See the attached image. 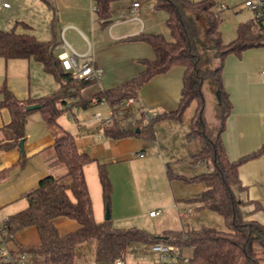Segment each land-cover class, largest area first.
<instances>
[{
	"label": "crops",
	"instance_id": "1",
	"mask_svg": "<svg viewBox=\"0 0 264 264\" xmlns=\"http://www.w3.org/2000/svg\"><path fill=\"white\" fill-rule=\"evenodd\" d=\"M3 1L10 5L4 7L0 3V29H13L18 33L32 32L44 41L54 39L59 43L57 47H53V54L57 58L73 49L102 69L99 78L79 90L78 94L82 98H93L100 91L116 88L131 80L144 70L142 60L154 58V52L146 41L131 40L129 37L147 33L165 36L166 28L168 29L165 22L167 13L154 9L151 2L144 5L140 0H133L139 2L138 18L129 14L133 1L111 2V13L106 22L97 17L92 9V0H82L81 6L76 10L73 8L69 18L58 16L57 31L54 27L56 11L59 13L60 7L69 8L73 0H0ZM262 68L264 45L226 56L221 76L231 109L220 137L230 161L251 155L237 167L239 185L233 186V192L241 201L243 219L264 225ZM183 72L182 65H173L166 72L154 75L140 86L137 98L129 106L135 112L142 111L146 118L175 110L180 98ZM2 84L21 101L48 95L59 87L54 77L43 70L41 63L32 58L0 57V86ZM204 96L205 99L214 97L217 100L214 89L204 92ZM67 100L72 105L60 114L57 122L73 135L79 150L94 159L84 165L83 169L96 221L106 219L96 176L97 163H104L112 185L109 218L114 227H138L160 234L166 230H183L204 225L201 222L203 218L209 217V210L198 208L199 203L188 201L200 193L203 185L184 184L180 180L170 181L166 175L167 165L173 172L188 177L206 169L202 163H192L191 154L198 143L185 138L196 107L195 102L184 111L181 121L162 119L155 122L152 139L138 136L113 139L102 132L101 120L109 117L112 112L107 101L82 107L73 103V97ZM206 107L205 104L204 116L207 115ZM214 118L217 119L216 114ZM9 120L7 108L0 107V128ZM58 136V128L47 125L43 114L34 110L28 115L24 126L22 150L18 146L0 150V222L27 206L25 193L37 187L42 177H57L64 173L62 165L55 162L56 158L50 147ZM153 208L159 210V213L150 215ZM24 231L25 229L18 232L16 239L24 244H32L19 238L21 235L25 237ZM7 246L17 249L11 239ZM141 249L144 254L153 253L145 245ZM185 249L187 248L181 249L179 254L188 259L192 250ZM153 256L152 260H144L138 264L153 263L158 258L155 254ZM167 264L188 263L182 259L170 258Z\"/></svg>",
	"mask_w": 264,
	"mask_h": 264
},
{
	"label": "trees",
	"instance_id": "2",
	"mask_svg": "<svg viewBox=\"0 0 264 264\" xmlns=\"http://www.w3.org/2000/svg\"><path fill=\"white\" fill-rule=\"evenodd\" d=\"M92 1L97 17L106 22L111 13L110 3L120 0ZM213 6V0H153L154 9L167 13L165 22L171 39L160 33L129 37L131 40L146 41L154 52V58L142 60L145 68L136 77L116 88L100 91L90 99L80 97L78 92L96 79L73 81L61 69L58 58L53 54L56 40L44 41L32 32L0 29V57L32 58L40 62L43 70L59 83L58 89L52 93L26 101L17 99L5 84L0 86V107L7 108L10 114L9 122L0 128V150L18 146L19 140L24 137L27 117L34 110L43 114L47 125L59 130V136L50 147L64 173L57 177H42L37 187L25 193L27 206L4 221L6 239H11L17 251L26 254L28 264H74L83 254L85 246L93 252L97 264H111L115 258L125 254L129 245L157 243L173 245L178 251L191 248L188 264H238L240 259L244 260V264H260L256 247L264 253V225L243 219L241 201L233 192V186L239 185L237 167L251 155L230 161L220 137L231 109L221 73L228 54H239L247 48L264 45V32L260 21L249 17L237 24L235 37L224 42L220 30L222 18L214 16ZM202 18L206 24L203 37L213 42L215 47L212 54L198 49V24ZM173 65L184 67L180 98L175 110L146 118L142 111L135 112L131 106L120 105L128 98L135 100L143 83L154 75L166 72ZM206 82L219 96V126L214 133L204 116L206 103L202 86ZM71 97L75 98L73 103L82 107L107 101L115 114L109 123H103L102 132L113 139L132 136L152 139L155 122L162 119L181 121L184 111L195 102L185 138L198 143L191 154L192 163H202L206 169L188 177L173 172L167 165L166 175L170 181L202 184L200 193L188 201L199 203L198 208L220 215L225 229L201 225L155 234L138 227H114L110 218L96 221L83 169L94 159L80 151L73 135L57 122L60 114L72 105L67 100ZM34 103H38L39 107L26 109L27 105ZM119 110L122 114H117ZM97 176L103 207L109 210L112 185L104 163H97ZM58 217L75 220L79 226L61 233L54 223ZM28 228L34 229L36 243L24 244L16 239L18 232Z\"/></svg>",
	"mask_w": 264,
	"mask_h": 264
},
{
	"label": "built area",
	"instance_id": "3",
	"mask_svg": "<svg viewBox=\"0 0 264 264\" xmlns=\"http://www.w3.org/2000/svg\"><path fill=\"white\" fill-rule=\"evenodd\" d=\"M192 1H202V0H192ZM213 14L214 16H221V12L227 10L231 7L243 6L246 10L250 12V17L260 21L262 25V30L264 32V0H241L236 1L231 6H229L226 0H213ZM4 7H8L10 4L8 2H0ZM138 1L131 2L129 7V14L133 18H138ZM95 10V6L93 8ZM61 69L68 73L73 81L91 80L97 79L102 74V69L94 65L90 60L85 59V56L77 53L75 50L71 49L68 54H62L58 57ZM260 81L264 83V68L260 70ZM133 98H128L120 102L122 107H127L133 103ZM115 113L111 112L110 116L107 118H102V123H109ZM117 114H122L119 110ZM96 116H98L96 114ZM140 156L142 153L139 154ZM159 210H151L150 215H156ZM5 221V220H4ZM4 221L0 222V264H28L26 254L24 252H19L17 249H10L7 246L8 240L6 239V230L4 226ZM147 249L150 252L155 253L158 256L157 262L147 263V264H167L168 259L175 258L176 260L187 261L186 258H182L176 247L166 243H157L147 245ZM74 264H97L93 252L83 253L80 257L76 259ZM111 264H125L124 255L115 258Z\"/></svg>",
	"mask_w": 264,
	"mask_h": 264
},
{
	"label": "rangeland",
	"instance_id": "4",
	"mask_svg": "<svg viewBox=\"0 0 264 264\" xmlns=\"http://www.w3.org/2000/svg\"><path fill=\"white\" fill-rule=\"evenodd\" d=\"M127 1H129V0H127ZM226 1L228 2L229 6H231L236 1H241V0H226ZM140 2L144 5H147L148 3L151 2L150 4L152 5L153 0H140ZM81 4H82V0H73L72 5L69 8L60 7L59 13H57V11H56V18L54 21V27H55L56 31L58 30V25H57L58 16L63 18V19L69 18L70 14L73 11V8H74V10H76V8L78 6L80 7ZM161 12H163V11H161ZM249 16H250V12L248 10H246L243 6L231 7V8H228L227 10L221 12V18H223V21L220 24V29L222 31L223 41L228 42L231 39H233L235 37V34H236L235 28H236L237 23L239 21L246 20ZM199 20L200 21L198 24V43H197L198 49L200 51L204 50V52H206L208 54H212L215 50L214 44H213V42H211V41H209L203 37V32L206 28V24H205V21L203 20V18L199 19ZM165 36L167 37V39H171V37L169 35V31L167 28H166ZM58 39H59V36L57 35V40ZM58 45H59V43H56L54 48L57 47ZM56 51L57 50L55 49L54 52H56ZM214 62L216 63L217 61L215 60ZM203 89H204V91H203ZM209 89L213 90V87L209 83L206 82L205 85L202 86V91H203V93L204 92L206 93L207 90H209ZM205 103L207 106L206 107L207 115L205 116V119L209 123V128L212 129V131L214 133L219 126L218 120L217 119L215 120V118H214V115L215 114L217 115V112H218V108H217L218 103L214 97H211V99H205ZM194 144L197 145V143H195V142H194ZM55 162H58V161L55 159ZM181 175H183V174H181ZM96 176H97V174H96ZM184 176H186V175H184ZM88 179H89V182L91 185L90 174H88ZM98 181H99V179H98ZM95 182H96V179H95ZM98 184L100 185L99 182H98ZM91 188H92V186H91ZM99 188H100V195H101V187H99ZM103 210H104L103 214H104V219H105L107 210L103 208V204H102V211ZM153 210H157V209L153 208ZM109 214H110V209H109ZM54 223L58 227V229L61 233H66V232L75 230L79 226L75 220H72V219H69L66 217H58L54 220ZM201 223L204 225L214 226L218 229H223V230L225 229V227L223 225L222 218L220 217V215H218L217 213L212 212V211L211 212L209 211V217L203 218ZM24 232H25L24 233L25 237L23 238V236L21 235L19 238L22 237V239L28 243H36L37 242V236H36L34 229H32V228L25 229ZM187 249H185V250H187ZM90 251H91L90 248H87V246H85L83 249V253H87V252L89 253ZM256 252H257V255L259 257L260 264H264V253L261 251V249L259 247H256ZM153 254H155V253H152L151 255H149V254L147 255L146 253L145 254L142 253L141 246L136 247L134 245H129L127 247V249L125 250L124 259H125L126 264H138L144 260H150V259L152 260V258L154 257ZM157 260H158V258H156V260L154 262H157ZM238 264H244V260L240 259Z\"/></svg>",
	"mask_w": 264,
	"mask_h": 264
},
{
	"label": "water",
	"instance_id": "5",
	"mask_svg": "<svg viewBox=\"0 0 264 264\" xmlns=\"http://www.w3.org/2000/svg\"><path fill=\"white\" fill-rule=\"evenodd\" d=\"M216 96H217V100L219 102V96H218V92L216 91ZM39 107V104L38 103H34V104H29L26 106V109L27 110H30V109H36ZM18 147L22 150V147H23V138H21L19 140V143H18ZM109 218V210L106 211V219Z\"/></svg>",
	"mask_w": 264,
	"mask_h": 264
}]
</instances>
